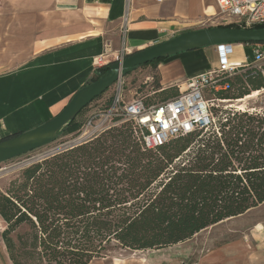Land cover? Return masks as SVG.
<instances>
[{
	"label": "trees",
	"instance_id": "1",
	"mask_svg": "<svg viewBox=\"0 0 264 264\" xmlns=\"http://www.w3.org/2000/svg\"><path fill=\"white\" fill-rule=\"evenodd\" d=\"M228 81L230 90L219 94L224 99L264 89L259 68ZM178 93L174 86L156 96ZM77 117L60 136L81 131ZM262 203L264 115L235 113L219 123V134L199 129L156 149L144 146L132 121L115 117L89 139L26 167L0 191L1 237L13 264H90L115 249L189 241Z\"/></svg>",
	"mask_w": 264,
	"mask_h": 264
},
{
	"label": "crops",
	"instance_id": "2",
	"mask_svg": "<svg viewBox=\"0 0 264 264\" xmlns=\"http://www.w3.org/2000/svg\"><path fill=\"white\" fill-rule=\"evenodd\" d=\"M218 13L216 0H1L0 141L56 116L97 73L94 59L107 45L114 58L125 47L130 54L208 27ZM230 58L243 65L236 76L264 70L250 43H235ZM218 63V48L212 45L150 65L158 84L149 92V102H159L156 95L163 89H184L189 78ZM226 223L227 228H220ZM136 252L147 254L108 256L90 264H264V203L189 241Z\"/></svg>",
	"mask_w": 264,
	"mask_h": 264
},
{
	"label": "built area",
	"instance_id": "3",
	"mask_svg": "<svg viewBox=\"0 0 264 264\" xmlns=\"http://www.w3.org/2000/svg\"><path fill=\"white\" fill-rule=\"evenodd\" d=\"M216 1L219 13L209 21L216 26L234 24L240 28H252L254 25L264 23V0ZM250 44L254 46L256 62H264V42ZM233 46L234 44L230 43L218 45L217 67L189 78L186 87L182 89L179 86V93L167 100L150 103L146 102L144 97H134L127 101L122 88H118L113 96L112 105L104 115L107 116L105 118L112 119L111 124L101 127L96 132L112 125L113 118L122 117L123 120L134 123L136 133L146 148L156 149L174 138L199 129L215 130L219 134V123L226 122L235 113L264 115L260 108L240 103L239 100L242 98L224 99L219 95L230 90L228 80L240 74L243 68L242 64L233 62L230 58ZM126 49L125 47L124 51L114 58L111 45H107L105 51L94 59V66L99 70L113 61L123 59L128 55ZM259 69L264 72L263 68ZM122 80L123 78L114 86L121 85ZM246 96L243 98L244 101ZM222 104L225 105L221 108ZM61 149L63 148L49 155ZM1 229L3 230V226L0 225Z\"/></svg>",
	"mask_w": 264,
	"mask_h": 264
},
{
	"label": "water",
	"instance_id": "4",
	"mask_svg": "<svg viewBox=\"0 0 264 264\" xmlns=\"http://www.w3.org/2000/svg\"><path fill=\"white\" fill-rule=\"evenodd\" d=\"M264 42V27L240 28L211 26L183 32L171 39L132 52L107 65L98 78L80 88L65 107L49 121L0 141V163L45 147L58 140L60 131L96 98L107 92L124 76L153 60L206 46Z\"/></svg>",
	"mask_w": 264,
	"mask_h": 264
},
{
	"label": "rangeland",
	"instance_id": "5",
	"mask_svg": "<svg viewBox=\"0 0 264 264\" xmlns=\"http://www.w3.org/2000/svg\"><path fill=\"white\" fill-rule=\"evenodd\" d=\"M208 27L216 26V24L208 23ZM152 66V65H151ZM152 71V72H151ZM150 73V74H149ZM157 74L152 70L150 65L142 66L135 69L133 72L124 76L121 85L112 86L107 92L96 98L93 102H91L87 107H85L82 112L79 114L77 119L82 122L83 127L81 131L75 135H66L59 136L58 140L53 142L50 145L45 147L36 149L29 153H26L22 156L16 157L14 159L8 160L6 162L0 163V191L6 190L9 186L11 180L22 176L23 170L47 156L53 153L55 150L60 148H65L70 145H75L80 142L87 140V138L91 137L93 133H95L101 127H105L111 124L110 118H105L104 116L107 114V110L109 109V100L113 98L118 88H122V92L126 97V100L129 101L134 97H144L148 102L149 92L157 88L158 78ZM251 94V95H250ZM248 94L251 97L246 98L244 102L250 106H254L260 108L264 113V89L259 91L258 94L255 91H251ZM247 95V96H248ZM255 95V96H254ZM153 96V95H152ZM244 98V97H242ZM225 104L221 105L222 106ZM91 123V124H90ZM238 220L231 221L230 225L240 222ZM1 225V224H0ZM2 226V225H1ZM228 223L225 225H221L220 228H227ZM5 228V224L3 225ZM2 229L0 230V264H13L8 257L3 239L1 237ZM209 232V231H207ZM147 253L136 252L132 250H123V249H115L112 250L108 254V258L113 256L119 257H131L138 258L145 256Z\"/></svg>",
	"mask_w": 264,
	"mask_h": 264
},
{
	"label": "bare ground",
	"instance_id": "6",
	"mask_svg": "<svg viewBox=\"0 0 264 264\" xmlns=\"http://www.w3.org/2000/svg\"><path fill=\"white\" fill-rule=\"evenodd\" d=\"M258 92H259V91H255V93H257V94H258ZM250 95H251V94H250ZM250 95H248V96H246V97L249 98V97H251ZM254 96H255V95H254ZM243 101H244L243 98L239 100V102H243Z\"/></svg>",
	"mask_w": 264,
	"mask_h": 264
}]
</instances>
